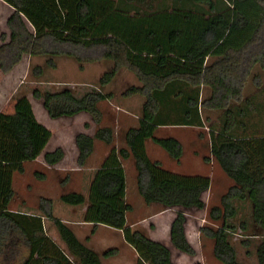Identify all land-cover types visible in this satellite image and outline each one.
I'll return each instance as SVG.
<instances>
[{
    "label": "trees",
    "instance_id": "obj_1",
    "mask_svg": "<svg viewBox=\"0 0 264 264\" xmlns=\"http://www.w3.org/2000/svg\"><path fill=\"white\" fill-rule=\"evenodd\" d=\"M9 1L14 12L7 21L10 35H1L3 73L11 72L25 57H43L52 69L57 68V58L73 59L81 70L86 64L107 66L98 89L82 97L70 88L34 93L53 120L80 114L91 117L94 134L75 136L80 167H86L97 141L112 146L118 135L113 127L103 125L101 103L115 96L104 89L124 70L141 83L123 92L124 97L140 95L146 101L138 125L124 133V146L114 149L113 155L116 152L120 160L134 161L137 189L147 206L176 210L177 214L170 245L140 230L131 233L130 240L139 251L138 264H177L175 253L197 256L188 238V224L192 216L206 210L205 195L212 179L166 169L150 158L147 142L180 162L184 153L181 142L159 138L157 131L165 126L206 127L210 120L203 117L205 109L223 111L221 125L210 127L211 156L233 185L222 195L220 205L208 212L209 220L220 225L206 224L200 232L213 240V254L219 262L243 264L230 241L229 222L237 215L235 203H249V222H241L240 229L263 237L257 256L259 264H264V101L244 95L253 69L264 68V0H78L73 38L31 30L24 14L51 28L65 25L45 0ZM43 68L38 67L41 74ZM255 80L257 88L263 89L260 76ZM205 87L212 93L204 100ZM52 137L26 96L15 101L12 113L0 112V264H103V259L120 252L111 248L99 253L87 245L89 238L81 241L73 227L54 215L52 199H40L42 216L9 209L15 197L14 174L24 173L25 163L42 156L50 167L65 161L64 148L46 151ZM126 195L127 177L121 162H106L89 201L74 191L64 192L61 200L71 206L90 203L88 222L126 231L127 214L133 210ZM43 217L56 227L68 253L47 234ZM243 245L251 244L247 240Z\"/></svg>",
    "mask_w": 264,
    "mask_h": 264
},
{
    "label": "rangeland",
    "instance_id": "obj_2",
    "mask_svg": "<svg viewBox=\"0 0 264 264\" xmlns=\"http://www.w3.org/2000/svg\"><path fill=\"white\" fill-rule=\"evenodd\" d=\"M45 1L48 6L52 7L62 16L65 25L60 29L51 28L44 25L35 17L29 14H24V18L29 24L31 30L36 34L54 32L58 36L66 38L76 37V33L72 29V26L76 22L75 6L78 0ZM13 12L14 8L10 4L9 0H0V44H2V34H7L8 36L10 35L7 21ZM45 62L46 60L43 57H25L23 62L15 67L11 72L5 74L0 70V112L12 113L16 99L26 96L30 98L35 111L41 118V113H44L45 109L43 107L42 100L35 99V91L42 93L58 92L64 90L65 88H70L74 91L76 96H81L86 92L97 90L99 79L107 70V66L103 63L86 64L84 69L81 70L80 65L75 60L69 58H57V68L55 69L47 67ZM41 66L44 67V74H41L40 70H38V67ZM258 76H260L263 89H258L256 86L255 79ZM131 86L140 87L141 83L133 73L124 70L110 86L104 89L105 92L114 93L115 98L111 101L101 103V109L104 115L103 125L111 126L116 129L118 124L123 126L124 124L135 123V117H131L127 114V112H132L138 116H142L143 105L146 101L145 98L140 95H136L130 97L132 100L127 101L128 99L123 96V92ZM211 93V89L205 87L203 90V99H208L211 96ZM244 95L246 97L256 95L258 100L261 102L264 101V68L260 65L253 69L244 90ZM114 114L119 117H115ZM222 116L223 111L205 109L203 110V117L206 121L207 119L210 120L207 122L206 127L166 126L159 129L157 137H173L181 142L184 153L180 162L173 160L166 151L154 144L152 141H149L148 143L152 159L162 162L166 169L185 175L209 176L212 179V187L205 195L206 203H208L206 210L192 216L188 224V236L194 246H196L194 242L197 238H199L197 233L199 232L201 225L205 224L202 221V216L207 214L206 220L208 223L206 224L213 223L208 218L209 210L214 206H218V204L220 205L222 195L225 194L230 185L233 184V181L226 175L216 160L212 159L211 156L210 127L213 125L218 128L221 125ZM85 120L86 118L80 117L74 120L63 119L57 122H51L52 128L55 131L52 146L61 143L67 144L68 147H66V149H69L67 159L57 167H52L50 169L46 167L44 159L41 158L36 162H28L24 171L25 173L15 174V197L12 202L13 210L21 211L23 202H26L34 211H37L40 199L43 197L51 199L50 197L52 196L55 199H58L64 192L88 191V184L93 171L80 167L77 164V155L75 151H70L74 140L72 130L74 129L73 126L77 129L79 124V129L82 131H92L90 128L85 126L83 127ZM68 125H71L72 129L71 127H68ZM94 126L95 125L93 124L92 127ZM123 145L124 133H119L116 137L115 144L112 145V147L113 149H118ZM105 146L108 145L105 144ZM207 159L210 160L208 161ZM128 171L130 176L128 180V187H130L128 189V196L126 195L125 198L126 202L135 208L129 222L130 224L138 223V225L136 227L137 229L131 228L128 226L126 221V231H122L128 248L122 245L120 248V258L116 260L112 259L108 262V264H138L139 251L130 240L131 233L136 230H140L149 236L154 235L152 234V231L155 228L160 227V225L162 226L165 221L167 222L169 220V217L167 218L162 215L164 211L162 207L157 205L149 208L146 207L147 205L137 189V172L133 160L131 165L128 163ZM93 184L94 182L91 185L89 200L91 199ZM235 206L237 208V215L229 222V225L232 227V230L229 232L230 241L233 243L238 255H240L241 261L244 263H250L251 256L255 252V248L250 246L249 248L243 245V242L247 241V237L240 229V224L243 221L249 222L251 206L249 203L238 202L235 203ZM89 208L90 203H88V210ZM169 211H174V214H177L176 210ZM65 214L67 213L65 212ZM51 223H48L47 225V232L52 236L51 231L53 225H51ZM214 225L219 226L220 223H216ZM160 231L162 233L160 237L166 238L167 233L163 236V231L161 229ZM200 241V245L196 248L199 255L196 257H190L188 255L175 253L176 263L222 264L216 260L214 254L212 253L211 246L203 239L202 236ZM58 242L62 248L66 250V247L59 239ZM94 245L101 251L99 253L107 251L104 249L105 247L103 244L95 242ZM247 252L248 255H246Z\"/></svg>",
    "mask_w": 264,
    "mask_h": 264
},
{
    "label": "crops",
    "instance_id": "obj_3",
    "mask_svg": "<svg viewBox=\"0 0 264 264\" xmlns=\"http://www.w3.org/2000/svg\"><path fill=\"white\" fill-rule=\"evenodd\" d=\"M58 92H60V91H58ZM51 93H56V92H51ZM87 93L88 92H86L85 94H87ZM85 94H83L81 96L78 95L77 97H82ZM114 98H115V96H114ZM126 98L128 99L127 101L132 100V98H130V97H126ZM33 108H34V106H33ZM34 112H35V115H36L37 119L39 120V122H41L43 125H45L47 128H49L52 131V133H53V137H52L49 145L47 146L46 151L47 152H51V151H54L55 149H57L58 147H62V148L65 149V151H66V153L68 155L69 149L68 148L66 149V147H68L67 144L61 143V144L52 146L53 138H54V135H55V131L52 128L51 122L53 123V122H57V121H60V120L51 119L46 110H45L44 113H41L42 114L41 118L39 117V115L37 114L35 109H34ZM127 114L130 115L131 117H135L136 122L133 123V124L132 123L131 124H124L123 126L118 124V126L115 129L118 134L119 133H125L131 127H136L138 125V120L141 118V116H138V115H136V114H134L132 112H127ZM80 117L81 118H86L83 127L85 126L86 123H90L91 124L90 129L92 131L91 132H88L86 130L82 131L81 129H79L80 128L79 124H78V128L77 129L74 126H73L74 129H72V126L68 125V127H71V129L73 130V137H74V140H73L72 147H71L70 151L71 152L75 151V153L77 155V160H78V156H79V151H78L76 143H75L76 134L77 133H86V134L93 135L94 134L93 131L96 129L95 126L92 127L93 123H92L91 117L88 114H80V115H78L76 117H73L71 119H64V120H74V119L80 118ZM115 117H119V116L115 115ZM61 120H63V119H61ZM160 128H162V127H160ZM159 129H158V131H159ZM148 143H149V141L147 142V152H148V155L150 156V158L152 159V157L150 155V152H149V148H148L149 144ZM123 146H121V147H123ZM116 147H118V146H116ZM112 149H113L112 146H105V144H103V142H98L97 141L96 144H95V151L92 154V156L89 158L86 167H84V169H86V170L93 171L92 172L93 174H91V179L89 180L88 191L87 192H84V191L83 192H79V193H82L86 197L87 201H89L91 185L95 181L99 171L102 169V167L105 165L106 162H109V163L121 162V165L124 168L125 174H126V177H127V196H128V189L130 187V186L128 187V182H129L128 180H129V177H130L129 176V171H128V163H129V165H131L132 159L120 160V158L117 156L116 152L113 155L114 149L113 150ZM41 158H43V156L40 157L38 160H40ZM66 159H67V156H66ZM38 160H36V161H38ZM36 161H33V162H36ZM26 164L27 163H25V168H26ZM45 164H46V162H45ZM57 166H55V167H57ZM46 167H48L50 169L52 168V167L48 166L47 164H46ZM15 174H19V173H15ZM15 174H14V177H13V179H14L13 180L14 181L13 182V188H14L15 178H16ZM41 179H44V178H41ZM232 185L233 184H231L230 187ZM211 187H212V185H211ZM74 192H76V191H74ZM50 198L53 199V203H54V215L57 218H59L62 221H64L65 223L69 224L71 227H73L75 233L77 234L78 238L81 241L85 242L87 240V238H89V240L87 242V245L90 246L91 248H93L95 251L101 252L99 249H97L95 247V245H94L95 242L103 244V246L105 247L104 249H106V250H109L111 248H118L120 250L122 245H124V247L128 248V246H126L125 238H124V234H123L122 230H117V229L111 228V227L103 225V224L99 225L98 227H95L93 222H88L86 220V216L88 214V203H86L84 205H81V206H71V205H68V204H65L64 202H62L61 196L58 199H55L52 196ZM12 202H11V204L9 206V209L11 211H15V210L12 209ZM207 206H208V203H207ZM146 207L149 208L151 206H146ZM134 211H135V208L133 207V210L127 214V224H128L129 227L137 229L136 227H137L138 223H131L130 224V222H129L130 221V217L134 213ZM15 212H19V213H22V214H25V215H29V216H42V213L39 211V207H38L37 211H34L32 209V207L28 206V204L26 202H23L21 211H15ZM65 212L67 214H65ZM61 214H62V216H61ZM162 215L166 216L167 218L169 217V220L167 222L165 221V223H163L162 226L160 225V227L155 228L152 231V234H154V235H151L150 237L152 239L156 240V241H160V242H163V243H165L167 245H170V242H171V226H172V223H173L176 215L174 214V211H169V210H164ZM206 215L202 216V221L205 224H202L201 227H203L204 225H206V223H208L207 220H206ZM43 223H44L45 229L47 231V225H48V223H51V221L48 220L47 218L43 217ZM51 225H53V224L51 223ZM211 225H214V224L212 223ZM214 226H217V225H214ZM201 227H200V229H201ZM160 229L163 231V236L167 233V237L166 238H161L160 237L162 235ZM200 229H199V232L197 233V235H199V238H197L196 241L194 242L196 244V246H194V247L197 248L198 245H200V243H201L200 239H201V236H202L203 239L206 240L207 243L211 246L212 253H213V247H214L213 240H211L208 237L203 236L201 234V232H200ZM243 233L247 237L246 240L249 239L248 241L251 244L250 247H254L255 248V252L251 256L250 263L242 262L240 255H238L239 262L243 263V264H259L258 256H257V250H258V247H259L260 243L263 240V237L253 236V235H251L252 234L251 231L243 232ZM47 234L49 235L48 232H47ZM51 234H52V236L51 235H49V236L52 238V240L59 247L62 248V246L58 242V239L63 244H64V242L62 241V239H61V237L59 235V232H58V230L56 229V227L54 225L52 227ZM188 238H189V236H188ZM190 242L193 244L192 241H190ZM64 246L66 247L65 244H64ZM63 250L66 253H68L67 247H66V250L65 249H63ZM120 255H121V252L115 257L108 258V259H103V264H108V262L110 260H112V259L113 260L114 259L115 260L119 259ZM180 255H182V254H180ZM197 255H199L198 251H197ZM246 255H248V252L246 253Z\"/></svg>",
    "mask_w": 264,
    "mask_h": 264
}]
</instances>
